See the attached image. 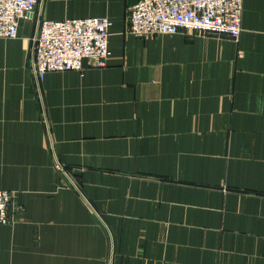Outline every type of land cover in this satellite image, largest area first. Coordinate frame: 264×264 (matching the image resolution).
Returning <instances> with one entry per match:
<instances>
[{
    "label": "crops",
    "instance_id": "1",
    "mask_svg": "<svg viewBox=\"0 0 264 264\" xmlns=\"http://www.w3.org/2000/svg\"><path fill=\"white\" fill-rule=\"evenodd\" d=\"M137 1L43 0L46 19L108 17L111 55L46 73L41 99L33 22L0 38V264H264V0H243L237 42L136 38Z\"/></svg>",
    "mask_w": 264,
    "mask_h": 264
},
{
    "label": "built area",
    "instance_id": "2",
    "mask_svg": "<svg viewBox=\"0 0 264 264\" xmlns=\"http://www.w3.org/2000/svg\"><path fill=\"white\" fill-rule=\"evenodd\" d=\"M242 14L243 0H138L126 12L125 31L136 38L190 31L225 35L237 42ZM21 19L33 22L27 63L39 99L46 73L107 65L111 55L108 17L50 20L43 16V0H0V38H17ZM46 136L55 171L70 180V170L58 160L48 130ZM12 198L11 191L0 189V225L9 221Z\"/></svg>",
    "mask_w": 264,
    "mask_h": 264
},
{
    "label": "rangeland",
    "instance_id": "3",
    "mask_svg": "<svg viewBox=\"0 0 264 264\" xmlns=\"http://www.w3.org/2000/svg\"><path fill=\"white\" fill-rule=\"evenodd\" d=\"M63 182L64 184L68 185V186H71V187H74L75 189H77V185L74 181V179L72 178V173L70 171V180L68 179H63Z\"/></svg>",
    "mask_w": 264,
    "mask_h": 264
}]
</instances>
